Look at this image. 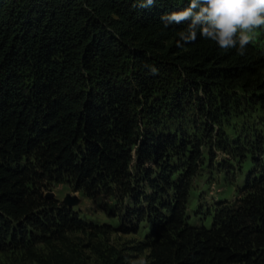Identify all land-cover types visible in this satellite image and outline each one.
<instances>
[{"label":"trees","instance_id":"16d2710c","mask_svg":"<svg viewBox=\"0 0 264 264\" xmlns=\"http://www.w3.org/2000/svg\"><path fill=\"white\" fill-rule=\"evenodd\" d=\"M136 3L0 0V255L50 264L35 247L116 231L44 193L67 184L129 201L119 231L147 223L152 264H264V50L240 56L199 34L177 47L189 21L165 27L161 16L188 0ZM243 108L262 111L260 127L233 123L228 136L222 125ZM209 144L239 167L252 159L239 195L209 208L210 228L189 212ZM226 164L217 171L236 181Z\"/></svg>","mask_w":264,"mask_h":264},{"label":"rangeland","instance_id":"374dc122","mask_svg":"<svg viewBox=\"0 0 264 264\" xmlns=\"http://www.w3.org/2000/svg\"><path fill=\"white\" fill-rule=\"evenodd\" d=\"M252 44L264 50V29L258 30L255 42ZM240 97L243 99L242 93H240ZM239 113L236 114L239 116L233 115L231 120H226L222 125L223 131L228 136L236 133L233 129L230 131L233 128V123L235 126L240 123L242 126L260 127L259 116L262 111L256 108L249 110L243 108ZM192 119L193 115L186 118L184 128L193 125ZM164 120L166 125L179 123L176 120L175 122ZM192 128L190 130L193 131ZM237 131L240 132V135L244 133L240 128ZM200 135L203 136V134ZM205 151L208 156L204 160L205 164L201 167L199 175L195 178L189 199V212L191 224L210 228L212 217L207 215L209 208L213 207L215 202L231 201L239 195L237 188L244 184L246 175L252 169V159L247 158L239 167L238 161L231 160V157L217 151L215 147L211 148V144L206 147ZM220 163H227L230 170L233 168L235 173L238 172L236 181L232 174L217 171L218 166H221ZM44 193L54 194L59 203H63L67 195L77 196L81 200V204L73 210L78 213L81 220L104 230L114 227L116 231H109L106 235L90 231L68 232L62 240H51V244L42 243L35 247L34 252L38 257L50 264H106L109 259L116 260L119 256L123 257L125 264H152L150 249L145 248L149 225L142 223L139 228H136V231L125 225L130 230L132 228V233L119 231L122 229V225L120 226L121 217L124 216L125 205L129 201L111 194L88 197L82 192H76L73 186L67 184H53ZM0 264L40 263L25 250L9 249L0 255Z\"/></svg>","mask_w":264,"mask_h":264},{"label":"clouds","instance_id":"9594fccd","mask_svg":"<svg viewBox=\"0 0 264 264\" xmlns=\"http://www.w3.org/2000/svg\"><path fill=\"white\" fill-rule=\"evenodd\" d=\"M155 3L137 0L135 6L148 8ZM161 21L165 27L189 21L179 32L177 47L195 42L199 34L223 51L236 49L243 56L258 30L264 29V0H188L187 7L163 14ZM151 72L156 74L157 69L153 67Z\"/></svg>","mask_w":264,"mask_h":264},{"label":"water","instance_id":"95a60500","mask_svg":"<svg viewBox=\"0 0 264 264\" xmlns=\"http://www.w3.org/2000/svg\"><path fill=\"white\" fill-rule=\"evenodd\" d=\"M47 198L53 199L55 198V195L52 193H48ZM63 203L68 208L73 209L81 204V200L77 196L67 195L66 198L63 200Z\"/></svg>","mask_w":264,"mask_h":264}]
</instances>
